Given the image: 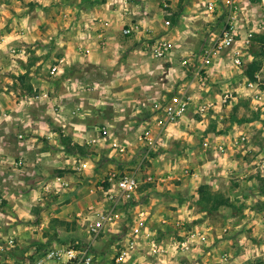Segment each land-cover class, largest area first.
<instances>
[{"label":"crops","instance_id":"obj_1","mask_svg":"<svg viewBox=\"0 0 264 264\" xmlns=\"http://www.w3.org/2000/svg\"><path fill=\"white\" fill-rule=\"evenodd\" d=\"M204 1L170 0L164 12L160 0H0V264H23L35 245L85 225L89 207L108 204L100 190L106 182L99 181L134 172L118 169L127 166L145 169L134 172L136 205L129 216L119 206L120 219L103 231L122 242L131 213L145 208L150 237H140L136 261L264 264V189L257 179L264 175V118L252 100L238 107L242 121L232 110L243 101L197 112L199 102L218 101L219 87H236L244 76L222 57L208 86L198 85L201 48L221 24L204 11ZM134 22L150 32L123 34ZM162 38L172 47L160 62L150 46ZM181 91L191 98L186 112L155 126L160 112L152 100ZM38 92L48 98L22 102L23 94ZM146 127L150 143L141 138ZM240 136L245 141L235 144ZM56 175L67 188L44 192ZM201 184L231 204L201 210Z\"/></svg>","mask_w":264,"mask_h":264},{"label":"built area","instance_id":"obj_2","mask_svg":"<svg viewBox=\"0 0 264 264\" xmlns=\"http://www.w3.org/2000/svg\"><path fill=\"white\" fill-rule=\"evenodd\" d=\"M125 2V0H123ZM170 0H160V4L164 9V12L169 6ZM203 9L206 13L218 16L221 24L217 27V30L210 31L209 41L204 44L200 51V64L195 70V77L198 81V85L204 89L208 86L209 71L213 67L215 60L225 57L228 61L229 69L237 70L244 76L239 77L240 81L237 82L236 89L232 88L230 83L226 82L223 86L218 97V101H211L209 99H203L196 106L197 112L203 114L210 110H214L216 107H222L223 105L230 104L232 100L236 98L239 88L248 89L253 93V107L260 111L261 116L264 118V101L255 100L258 99L261 94L257 90V87L264 84L262 81L264 73V57L260 60V68L253 75V81L245 74L246 65L253 59L250 53L249 47L252 43V39L256 33H262L264 30L263 24L256 16V12L252 9V5H249L248 0H205L203 3ZM128 9L124 8L123 16L128 13ZM166 25L170 24L168 19L164 20ZM142 31L144 33L150 32V29L146 26H142L138 22H134L122 28L123 34H132L133 32ZM171 43L167 39H157L150 46V52L154 58L163 60L165 56L171 50ZM11 52H15L14 48H11ZM62 58L58 59L56 64L50 69V73H54L58 70L59 64L62 62ZM182 66L188 64L187 59H183ZM234 75V74H233ZM256 90L255 92H253ZM48 98L47 92H38L32 94H23L21 100L25 104L34 103L41 99ZM191 98L185 91L176 92L165 99L152 100V109L155 112H160L156 115L155 126H163L165 123L173 122L180 116H182L190 104ZM152 128L146 127L141 133L145 141H152ZM21 136V135H20ZM245 136H240L235 144L244 142ZM203 145H207L206 142ZM223 151L222 148H219ZM21 163L18 160L17 164ZM80 167H85L82 163ZM148 182L153 180L151 174L146 176ZM103 182H107V187L104 188L100 185V190L103 193L104 199L107 201V205L100 209L89 207L88 211L90 219L87 222V232L92 238L98 235L100 231L104 229L106 225H110L117 221L121 217V212L118 207L126 201L132 199L140 184V179L134 172H122L117 174L115 172L110 173ZM68 181L59 175L54 176L50 181L43 185L44 192H58L67 188ZM129 219L130 231L129 237L120 242V246L113 256L112 264H141L134 259V253L138 249V241L140 237H150V233L147 232V212L145 208L137 209L131 213ZM13 238L7 240V244H13ZM91 243L87 242L83 247H78L72 244L66 245H51L42 244L35 245L32 253L24 259L23 264H95L94 254L90 249ZM3 246L0 245V251ZM223 261L227 260L226 256L222 257ZM221 264V262L219 263Z\"/></svg>","mask_w":264,"mask_h":264},{"label":"rangeland","instance_id":"obj_3","mask_svg":"<svg viewBox=\"0 0 264 264\" xmlns=\"http://www.w3.org/2000/svg\"><path fill=\"white\" fill-rule=\"evenodd\" d=\"M248 3H249V5H252V7H253L252 9L256 12L257 18L263 24V27H264V0H260V1L248 0ZM263 32H264V30H263ZM247 77H249V76L247 75ZM249 79L251 81H253L254 78L249 77ZM238 81H240V79H237V82ZM262 81H264V73H263ZM236 86H237V83H236ZM233 88L236 89V87H233ZM257 90L259 92V95L261 94V96L258 99L255 98V100H263L264 101V84L259 85L257 87ZM219 91H221L220 87H219ZM255 91L256 90H254L253 92H255ZM253 99L254 98H253L252 91L248 90L247 88L246 89L239 88L238 93L236 95V98L234 100H238V102L243 101L244 103L243 104H240V103L237 104V106L234 107V109L232 110V113H235V115H234L235 121H239V120L242 121L244 118H247V117H245L246 114H244L243 111H241V114H243L242 116L236 112L239 109L238 107L242 106L241 109L246 108V106L248 105L247 101H251ZM255 112L258 113V111H256V110H255ZM250 116H251V118H257L258 119V117H256V115H250ZM142 160H144V159H142ZM142 166H145V165L143 164ZM147 167H149V166L147 165ZM118 169L121 172L122 171H134V172L139 171V172H142L143 170H145L143 167L137 169L135 166L121 167ZM109 171H110V169L107 170V173ZM150 174H152V177L154 176V169L150 168ZM143 176L144 175L142 174L141 177L143 178ZM101 180L99 181L100 184L103 182ZM150 183L152 184L153 182H150ZM106 184H107V182H106ZM135 205H136V200H135V197L133 196L131 200L123 202L120 206H121V210L127 216H129L128 215L129 212L133 211ZM77 218H80V217H77ZM86 222H88L87 219H86ZM85 229H87V223H85V225L81 223L79 226L76 225L74 232L68 233L65 236H64V234H62L64 237L57 235V236H55L54 242H52V241H47V242H48V244L51 243V245H66V244L69 245V244H72V245H75L78 247H83L84 244H86L87 242L93 241L96 243L97 246H94L92 243L90 246V249L94 254L95 263L96 264L97 263L98 264H109L111 262L112 256L116 253V251L118 250V248L121 244V243H119V240L113 238L111 235H109L110 234L109 232L105 233L103 230L100 231L97 236L92 238L91 235H89ZM84 232H85V234H84ZM86 233H87V235H86ZM88 235L90 236L89 239L86 238ZM90 239H92V240H90ZM38 243H41V242H38Z\"/></svg>","mask_w":264,"mask_h":264},{"label":"trees","instance_id":"obj_4","mask_svg":"<svg viewBox=\"0 0 264 264\" xmlns=\"http://www.w3.org/2000/svg\"><path fill=\"white\" fill-rule=\"evenodd\" d=\"M260 1V0H252ZM253 59L246 65L245 74L253 78L254 73L260 68V60L264 57V32L256 33L249 47ZM259 188L264 189V175H257ZM107 185V184H106ZM196 203L201 210L208 213L216 211L221 205H230L229 198L220 191L212 190L207 184H201L197 189Z\"/></svg>","mask_w":264,"mask_h":264}]
</instances>
